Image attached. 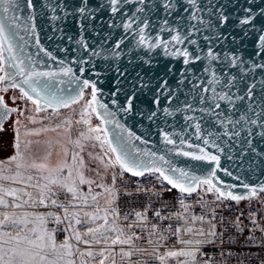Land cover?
I'll return each instance as SVG.
<instances>
[{"label":"snow or ice","instance_id":"obj_1","mask_svg":"<svg viewBox=\"0 0 264 264\" xmlns=\"http://www.w3.org/2000/svg\"><path fill=\"white\" fill-rule=\"evenodd\" d=\"M233 7L234 20L228 5L202 0H45L39 12L34 0H0V92L19 89V99L32 105L12 107L0 95V132L15 114L13 154L0 161V209H6L0 211V264H149L148 258L159 264H264V181L250 184L221 166L225 147L237 142L241 155L264 157V0ZM43 10L57 22L55 32L76 24L77 38L67 36L77 53L72 61L41 44ZM30 43L34 53L26 50ZM73 64L95 79L81 80ZM106 80L108 103L98 87ZM64 84L76 87L58 86ZM85 89L90 99L77 123L86 131L74 140L50 137L62 127L70 130L71 119L53 123V117L79 103ZM93 114L112 125L111 133L91 126ZM118 115L152 123L179 115L185 131L174 133L178 141L164 132V141L200 165L177 167L138 147L136 141H148ZM189 128L200 144L184 138ZM218 172L237 183H226ZM146 173L154 176L150 186L125 182L127 174ZM173 189L177 206L167 211L164 193ZM124 196H143V207L122 215Z\"/></svg>","mask_w":264,"mask_h":264},{"label":"water","instance_id":"obj_2","mask_svg":"<svg viewBox=\"0 0 264 264\" xmlns=\"http://www.w3.org/2000/svg\"><path fill=\"white\" fill-rule=\"evenodd\" d=\"M45 2V0H34V5L37 9V11L42 10V4ZM102 0H93V3H100ZM147 2V0H146ZM245 0H202V3L208 5V4H219L224 3L228 5V11L232 13L233 20L235 19L236 15V9L233 7L235 4H243ZM44 11V16L38 18L37 25L38 30H40V41L41 44L46 47L49 51H52L58 59H64L66 63L72 61L77 53L74 51L75 45L70 44L67 40V36H73L74 38H77L78 36V29L76 27L75 23L69 22V24L65 27L64 25H61L62 27H65V33L61 34L58 32H55L54 29L57 26L56 21H49L47 19V16L50 14L47 12V10ZM101 15L107 16V13H101ZM24 33L21 32V35ZM119 34V33H118ZM61 35H63V39L61 38ZM53 36L54 38L52 40H49L48 37ZM86 38H88L90 41L94 37L92 36L91 32L86 34ZM59 46V47H57ZM69 48L68 53H64L60 51L61 48ZM29 52H35L36 47L34 43H30V46L26 49ZM43 55V54H41ZM87 55V54H85ZM158 59L167 62L166 58L163 56L158 57ZM47 63L52 68H58L59 64H53L51 61H47ZM102 61H97V68L99 69L102 65ZM74 70H76L77 75L81 77V80L83 79H95L94 73L90 70H86L81 74L79 72V66L78 65H71ZM85 68L88 66L85 65ZM199 67V66H198ZM177 68H180V65L177 64ZM41 70H48L46 68H41ZM111 76L108 77V80H111ZM67 80V78H65ZM106 80L102 85H98V87L103 88V96H102V102L108 103V95L111 90V85ZM61 88L67 87L69 90L72 88H75L76 85H58ZM19 90V89H18ZM91 91L90 89H85L84 91V97L87 91ZM187 91V89H185ZM259 92V88L256 90ZM0 95L4 96L5 99V93L0 92ZM90 99V98H89ZM183 99V97H182ZM259 99V96L256 98ZM6 101V100H5ZM191 102V101H190ZM162 105H164V101L161 102ZM11 106V105H9ZM15 107V106H12ZM109 107L115 110V106L109 104ZM63 109V108H61ZM59 109V110H61ZM52 110V109H49ZM98 118V117H97ZM122 123H124L127 127H129L132 131H134L137 135L141 136L142 140H147V144H143L140 141H136V145L142 149H148L153 152H155L158 156L163 155L166 160H170L175 166L177 167H184V168H196L200 165L201 162L191 161L187 157L179 156L175 154V148L176 146L167 144L164 141V132H168L173 139H177L178 137L174 133H183L185 131L184 123L182 118L178 115L175 120L172 118H168V122L165 123L163 118H157L155 123L149 122L146 119H141L140 117L136 118H129L128 120H124L121 115H118L117 117ZM99 119V118H98ZM100 120V119H99ZM101 121V120H100ZM102 123V122H101ZM143 125L141 127L140 125ZM172 125V126H170ZM103 127H106L109 129V132L111 133L112 125H102ZM163 129V131H161ZM187 132L189 135L185 136L184 138L191 143L200 144L201 141L195 140V136L193 133V130L191 128L187 129ZM206 135V132H205ZM226 139V138H225ZM203 146V145H201ZM221 146H224L222 143ZM185 150H194V149H188L187 144L184 145ZM209 151L216 152V149L209 148ZM232 155L233 159L228 160L227 156ZM1 161V160H0ZM3 161V160H2ZM221 166L223 168H228L230 171L233 172L234 176H241V178L250 184H256L260 181H264V157L256 156L255 154L249 153L248 155H241L240 146L237 142L232 148L225 147V154L221 155ZM166 167V166H165ZM147 174V173H146ZM197 174H201L199 171ZM131 175V174H130ZM218 175L226 182V183H237L233 179V177L226 176L223 172H218ZM178 191V190H177ZM238 191L243 192L244 190L241 188Z\"/></svg>","mask_w":264,"mask_h":264},{"label":"rangeland","instance_id":"obj_3","mask_svg":"<svg viewBox=\"0 0 264 264\" xmlns=\"http://www.w3.org/2000/svg\"><path fill=\"white\" fill-rule=\"evenodd\" d=\"M90 91L88 90L85 94V97L77 104L72 105L69 108H63L61 110H59L60 115L58 117L53 118V123H60L62 120L64 119H71L72 121V126L70 128V130L68 132H65V129L62 127L58 130V133H49L48 135L50 137L53 138H58V139H62V140H66L68 136H71V138L74 140L76 138H78L79 136V132L84 130L86 131L87 126L84 125L83 123H77V121L80 120V113L83 111V106L85 104V102L87 100H89L90 95H89ZM45 123H48V121H46ZM98 125L102 126L101 121L93 114L91 116V126L96 127ZM69 148L71 147V145H67ZM59 149H55L54 150V155L52 157L53 162L58 159V157L55 155V151H58ZM90 151H100V149L97 147V149L93 150L91 148L87 149ZM85 159L87 160V156H85ZM89 176H91V173H88ZM7 183V182H5ZM17 186V185H14ZM85 190L86 187H85ZM96 191H101L100 189H95ZM10 199V198H9ZM103 200H101V206H103ZM6 209H0V211H5ZM40 211H44V209H39ZM16 211H23V210H16ZM51 228V224L48 225ZM178 247V246H177ZM175 263L174 260H169L168 264H173Z\"/></svg>","mask_w":264,"mask_h":264},{"label":"built area","instance_id":"obj_4","mask_svg":"<svg viewBox=\"0 0 264 264\" xmlns=\"http://www.w3.org/2000/svg\"><path fill=\"white\" fill-rule=\"evenodd\" d=\"M95 115V114H94ZM125 182L126 183H130L131 185H135L137 182L142 183L143 185L150 186L151 183L154 182V176L151 174H146L144 177H132L130 174H127L125 177ZM178 195V191L173 189L172 192H165L164 193V201L167 202V211H173L176 206H177V202H176V196ZM210 198V197H209ZM195 199V197H193L192 199H190L189 201H187L188 203H191L192 200ZM145 200L143 196H140L138 198H129L127 196H124L121 198L120 202H119V207L121 210V214L123 215L124 212L129 211L133 208L139 210L143 207ZM243 203L241 204V207H243ZM163 207V205L161 204H155L154 208H161ZM152 217V213H149V218L151 219ZM153 222H155L153 220ZM51 227H53V225L51 224ZM64 238L63 233H58L57 239L58 240H62ZM174 240L169 241V245L173 244ZM142 246H147L146 243L142 244ZM164 250L161 249V252H163ZM149 259V264H159V261H155L152 260L151 258ZM175 264V263H173Z\"/></svg>","mask_w":264,"mask_h":264},{"label":"flooded vegetation","instance_id":"obj_5","mask_svg":"<svg viewBox=\"0 0 264 264\" xmlns=\"http://www.w3.org/2000/svg\"><path fill=\"white\" fill-rule=\"evenodd\" d=\"M20 95H21V93L19 92L18 89H9V91L7 93H5V100L11 106L24 107L25 105H27L29 108L32 107L30 101L19 99ZM10 97H16L17 98L15 103H13V101L10 99ZM52 111L53 110H49V113ZM46 115H47L46 113H41V114H39V117H43ZM53 118H55V117H53ZM12 119H15V114H13ZM12 119H10L9 121H7L5 123V131L0 132V160L1 161L7 160L13 154L12 144H13V140H14V133H13L12 127H11ZM45 121H47V120H45ZM40 154L42 155L43 152L41 151Z\"/></svg>","mask_w":264,"mask_h":264},{"label":"bare ground","instance_id":"obj_6","mask_svg":"<svg viewBox=\"0 0 264 264\" xmlns=\"http://www.w3.org/2000/svg\"><path fill=\"white\" fill-rule=\"evenodd\" d=\"M164 250V249H163Z\"/></svg>","mask_w":264,"mask_h":264},{"label":"crops","instance_id":"obj_7","mask_svg":"<svg viewBox=\"0 0 264 264\" xmlns=\"http://www.w3.org/2000/svg\"><path fill=\"white\" fill-rule=\"evenodd\" d=\"M46 122V121H45Z\"/></svg>","mask_w":264,"mask_h":264}]
</instances>
